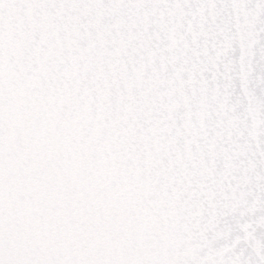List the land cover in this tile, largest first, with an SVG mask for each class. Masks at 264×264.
Returning <instances> with one entry per match:
<instances>
[{"label": "snow or ice", "instance_id": "obj_1", "mask_svg": "<svg viewBox=\"0 0 264 264\" xmlns=\"http://www.w3.org/2000/svg\"><path fill=\"white\" fill-rule=\"evenodd\" d=\"M0 264H264V0H0Z\"/></svg>", "mask_w": 264, "mask_h": 264}]
</instances>
